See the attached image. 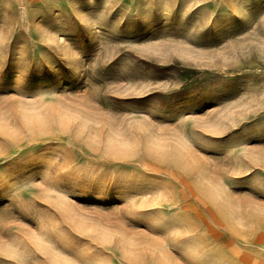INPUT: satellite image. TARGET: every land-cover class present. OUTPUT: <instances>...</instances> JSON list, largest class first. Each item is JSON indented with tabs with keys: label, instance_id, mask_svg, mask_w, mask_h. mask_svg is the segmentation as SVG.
<instances>
[{
	"label": "rangeland",
	"instance_id": "374dc122",
	"mask_svg": "<svg viewBox=\"0 0 264 264\" xmlns=\"http://www.w3.org/2000/svg\"><path fill=\"white\" fill-rule=\"evenodd\" d=\"M0 264H264V0H0Z\"/></svg>",
	"mask_w": 264,
	"mask_h": 264
}]
</instances>
